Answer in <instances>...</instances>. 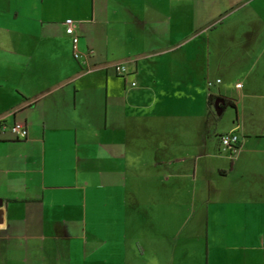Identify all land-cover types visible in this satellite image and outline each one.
<instances>
[{"label": "crops", "instance_id": "1", "mask_svg": "<svg viewBox=\"0 0 264 264\" xmlns=\"http://www.w3.org/2000/svg\"><path fill=\"white\" fill-rule=\"evenodd\" d=\"M0 124V264H264V0H0Z\"/></svg>", "mask_w": 264, "mask_h": 264}, {"label": "built area", "instance_id": "2", "mask_svg": "<svg viewBox=\"0 0 264 264\" xmlns=\"http://www.w3.org/2000/svg\"><path fill=\"white\" fill-rule=\"evenodd\" d=\"M65 31L68 36L72 38L73 43V56L76 60H83L84 56L80 50V37L77 33L78 25L73 19H67L65 21ZM115 71L118 76L125 77L127 74V69L121 65H115ZM136 86V83H133ZM238 88L241 87V84L237 85ZM2 129H5L3 126ZM10 131L18 138H25L27 135L26 126L24 123H15ZM240 137L235 132H228L221 136L220 138V153L226 155L230 159H233L237 156L239 145H240Z\"/></svg>", "mask_w": 264, "mask_h": 264}, {"label": "rangeland", "instance_id": "3", "mask_svg": "<svg viewBox=\"0 0 264 264\" xmlns=\"http://www.w3.org/2000/svg\"><path fill=\"white\" fill-rule=\"evenodd\" d=\"M85 72H87V70L85 69L84 70ZM92 72V71H91ZM91 72H87L88 73H91ZM142 165L144 166V170L145 171H153L154 169H150V165H149V159H143L142 160ZM154 172V171H153ZM148 187H166V186H170V184L176 186V181L174 180H171L170 182L166 181V178L165 179H156L155 176H151L150 179L148 180Z\"/></svg>", "mask_w": 264, "mask_h": 264}, {"label": "trees", "instance_id": "4", "mask_svg": "<svg viewBox=\"0 0 264 264\" xmlns=\"http://www.w3.org/2000/svg\"><path fill=\"white\" fill-rule=\"evenodd\" d=\"M214 97H212V96H209L208 97V100H207V102H208V106H212L213 104H214ZM225 102L227 103V104H229L228 102L229 101H226L225 100ZM232 107H233V105H232ZM234 108V107H233ZM217 118L219 119V116H217ZM2 128H3V125L2 124H0V132H2ZM222 136V135H221ZM221 136L219 137V142H220V138H221ZM241 143V142H240ZM239 148H240V145H239Z\"/></svg>", "mask_w": 264, "mask_h": 264}, {"label": "water", "instance_id": "5", "mask_svg": "<svg viewBox=\"0 0 264 264\" xmlns=\"http://www.w3.org/2000/svg\"><path fill=\"white\" fill-rule=\"evenodd\" d=\"M225 103H226L225 100L222 98H218L216 100L215 106H216L218 115H220L222 113V110H223L222 107H220V104L225 105Z\"/></svg>", "mask_w": 264, "mask_h": 264}, {"label": "flooded vegetation", "instance_id": "6", "mask_svg": "<svg viewBox=\"0 0 264 264\" xmlns=\"http://www.w3.org/2000/svg\"><path fill=\"white\" fill-rule=\"evenodd\" d=\"M225 105H226V103H225ZM220 107H222L221 104H220Z\"/></svg>", "mask_w": 264, "mask_h": 264}]
</instances>
